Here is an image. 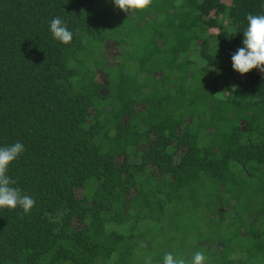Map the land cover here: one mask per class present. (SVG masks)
Masks as SVG:
<instances>
[{
    "label": "trees",
    "instance_id": "16d2710c",
    "mask_svg": "<svg viewBox=\"0 0 264 264\" xmlns=\"http://www.w3.org/2000/svg\"><path fill=\"white\" fill-rule=\"evenodd\" d=\"M248 14L264 0H0V147L24 145L7 174L35 200L0 209V264H264V72L232 67Z\"/></svg>",
    "mask_w": 264,
    "mask_h": 264
},
{
    "label": "clouds",
    "instance_id": "9594fccd",
    "mask_svg": "<svg viewBox=\"0 0 264 264\" xmlns=\"http://www.w3.org/2000/svg\"><path fill=\"white\" fill-rule=\"evenodd\" d=\"M113 3L121 11L133 14L149 9L153 0H113ZM246 20L247 27L243 31L244 47L238 48L232 56L233 69L242 75L253 69L264 72V14H248ZM50 31L53 38L63 44H70L73 39V33L59 17L51 20ZM218 94V99H224ZM24 151L25 147L21 142L0 147V209L14 210L19 207L23 214H29L35 206V200L15 187L16 181L7 174L10 164ZM207 260L208 257L203 251H195L190 259L168 252L164 254L162 264H207ZM145 264H152L151 257L146 258Z\"/></svg>",
    "mask_w": 264,
    "mask_h": 264
},
{
    "label": "rangeland",
    "instance_id": "374dc122",
    "mask_svg": "<svg viewBox=\"0 0 264 264\" xmlns=\"http://www.w3.org/2000/svg\"><path fill=\"white\" fill-rule=\"evenodd\" d=\"M233 165H234V166H238L236 162H233Z\"/></svg>",
    "mask_w": 264,
    "mask_h": 264
}]
</instances>
